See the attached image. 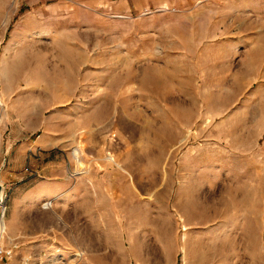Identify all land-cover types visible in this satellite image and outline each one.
I'll return each instance as SVG.
<instances>
[{
	"label": "rangeland",
	"instance_id": "1",
	"mask_svg": "<svg viewBox=\"0 0 264 264\" xmlns=\"http://www.w3.org/2000/svg\"><path fill=\"white\" fill-rule=\"evenodd\" d=\"M211 1L0 0L1 264H264V45Z\"/></svg>",
	"mask_w": 264,
	"mask_h": 264
},
{
	"label": "crops",
	"instance_id": "2",
	"mask_svg": "<svg viewBox=\"0 0 264 264\" xmlns=\"http://www.w3.org/2000/svg\"><path fill=\"white\" fill-rule=\"evenodd\" d=\"M60 6L46 4L40 7L41 12L46 13V27L51 22L55 21L72 22L80 21V19L91 18L97 25L101 19H122L132 15L135 11L130 0H62ZM45 2V1H42ZM196 5L209 4L211 0H193ZM46 5V7H45ZM218 7L223 9V12L228 7L240 14L241 25L240 30L248 27L249 31L241 33L242 36L254 39L252 43L264 45V0H218ZM89 14V15H88ZM73 27L74 25H69ZM244 37H242L244 39ZM259 37L263 40L258 41ZM49 43L46 42V48ZM46 146V142L43 144ZM78 156L77 153L74 157ZM81 161L77 160V163ZM78 163V164H80ZM51 203V202H50ZM52 206V203H51Z\"/></svg>",
	"mask_w": 264,
	"mask_h": 264
},
{
	"label": "built area",
	"instance_id": "3",
	"mask_svg": "<svg viewBox=\"0 0 264 264\" xmlns=\"http://www.w3.org/2000/svg\"><path fill=\"white\" fill-rule=\"evenodd\" d=\"M8 202V197L5 193H1L0 194V219L3 217V213L5 211V207L7 205ZM13 249H8L3 247L2 245H0V264L9 259L13 253Z\"/></svg>",
	"mask_w": 264,
	"mask_h": 264
},
{
	"label": "bare ground",
	"instance_id": "4",
	"mask_svg": "<svg viewBox=\"0 0 264 264\" xmlns=\"http://www.w3.org/2000/svg\"><path fill=\"white\" fill-rule=\"evenodd\" d=\"M76 159L79 160L77 157H76ZM109 162H114V160L112 158H110ZM78 163H80V162H78ZM80 166L82 167V163H80ZM1 193H2V189L0 188V194ZM45 206H51V203L48 202L47 204H45ZM5 229H6L5 222L2 219H0V235L2 233H4Z\"/></svg>",
	"mask_w": 264,
	"mask_h": 264
}]
</instances>
